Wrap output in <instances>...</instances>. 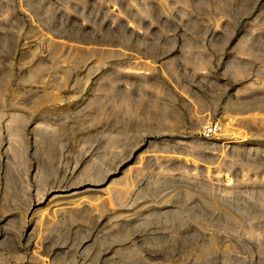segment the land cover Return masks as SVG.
Masks as SVG:
<instances>
[{
	"label": "rangeland",
	"instance_id": "374dc122",
	"mask_svg": "<svg viewBox=\"0 0 264 264\" xmlns=\"http://www.w3.org/2000/svg\"><path fill=\"white\" fill-rule=\"evenodd\" d=\"M0 264H264V0H0Z\"/></svg>",
	"mask_w": 264,
	"mask_h": 264
},
{
	"label": "bare ground",
	"instance_id": "6f19581e",
	"mask_svg": "<svg viewBox=\"0 0 264 264\" xmlns=\"http://www.w3.org/2000/svg\"><path fill=\"white\" fill-rule=\"evenodd\" d=\"M69 208H70L69 206H63V207L59 208V210H66V209H69Z\"/></svg>",
	"mask_w": 264,
	"mask_h": 264
}]
</instances>
